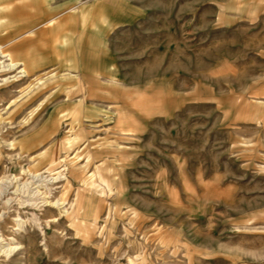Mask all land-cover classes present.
I'll return each instance as SVG.
<instances>
[{"label":"rangeland","instance_id":"374dc122","mask_svg":"<svg viewBox=\"0 0 264 264\" xmlns=\"http://www.w3.org/2000/svg\"><path fill=\"white\" fill-rule=\"evenodd\" d=\"M56 1L72 63L0 74V264H264V0Z\"/></svg>","mask_w":264,"mask_h":264},{"label":"crops","instance_id":"0c3cea01","mask_svg":"<svg viewBox=\"0 0 264 264\" xmlns=\"http://www.w3.org/2000/svg\"><path fill=\"white\" fill-rule=\"evenodd\" d=\"M20 1L21 3L15 0L14 7L11 5L6 9L3 18H0V50H3L2 47H4L13 57L20 61L18 63L27 65L30 76H39L42 75L41 71H46V67L53 63L50 60L43 61L39 57V53L34 54L35 52L33 50L30 51V49H32L35 40L48 36L55 46L61 43L63 46L72 47L71 52L67 56V62L72 63L77 53L74 44L75 30H73V25L81 21V16L86 14L83 11L81 15L78 10V15H76L75 9L81 7L83 10H88V7L85 5L76 7V5L71 3L59 6L56 5V0ZM1 25H3V29ZM64 34L65 37L62 38L61 36ZM29 37L34 38L30 39ZM67 37L68 39H65ZM77 43L81 45L80 77L84 82H87V72L90 67L91 57L90 42L87 34L84 33ZM55 46L52 48L53 52L59 55L57 50L59 48ZM88 99L80 102L84 117L88 114ZM70 104L68 103V108L72 109L74 106ZM57 112L55 114L60 113V111ZM64 115L66 114L64 113Z\"/></svg>","mask_w":264,"mask_h":264},{"label":"bare ground","instance_id":"6f19581e","mask_svg":"<svg viewBox=\"0 0 264 264\" xmlns=\"http://www.w3.org/2000/svg\"><path fill=\"white\" fill-rule=\"evenodd\" d=\"M0 54H1V57H3V58H5V57L7 58L8 57L9 58V61H10V63L7 64V65L4 64L5 62L3 63L2 61H0V74L3 73V71H14V70L21 69L22 65L20 63H18V62H15L14 60H12L9 55H4L5 52L3 50H0ZM6 60H8V59H6ZM21 72H23V74L21 75V77L22 78L26 77L25 74H27V72H25L24 68L21 69ZM5 81H8V79H6ZM54 165H56V163H53L52 164V166H54ZM56 171H54V172H56ZM37 175H39V174H37Z\"/></svg>","mask_w":264,"mask_h":264}]
</instances>
